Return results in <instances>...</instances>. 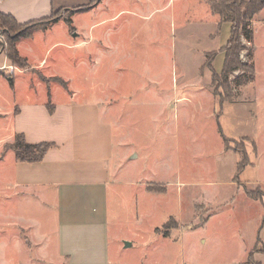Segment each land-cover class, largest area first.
<instances>
[{"label":"rangeland","instance_id":"374dc122","mask_svg":"<svg viewBox=\"0 0 264 264\" xmlns=\"http://www.w3.org/2000/svg\"><path fill=\"white\" fill-rule=\"evenodd\" d=\"M97 4L101 9L85 16L87 27L119 12L94 31L103 30L105 40L97 33L80 62L81 48L65 46L60 33H32L28 41L36 55L60 74L29 68L18 80L15 73L13 84L0 75V113H9L14 99L32 96L21 88L29 81L47 85L51 100L63 98L58 87L71 89L74 101L102 107L114 146L107 187L111 264H225L226 254L228 264H237L239 241L251 242L263 211L245 191L264 194V14L252 19L251 43L240 40L242 66L223 76L221 47L230 25L216 24L209 2L97 0L78 11L90 13ZM74 12L61 10L59 18L33 31L71 21ZM121 23L126 31L118 36L113 30ZM81 31L86 41L90 31ZM1 34L6 50L10 43ZM249 64L251 80L243 70ZM10 119L0 117V264H55L54 204L17 195L12 187L14 153L3 146ZM242 152L246 163L237 174ZM44 244L47 254L36 251Z\"/></svg>","mask_w":264,"mask_h":264},{"label":"crops","instance_id":"0c3cea01","mask_svg":"<svg viewBox=\"0 0 264 264\" xmlns=\"http://www.w3.org/2000/svg\"><path fill=\"white\" fill-rule=\"evenodd\" d=\"M92 1L0 0V11L11 15L18 24H24L44 19L61 10H72L77 6L87 5ZM201 1L209 2L210 0ZM100 9L101 7L97 4L91 8L90 13H80L76 10L75 15L71 18V27L74 31H71L66 22L60 19L46 29L34 30L29 36L19 38L15 47L19 55L26 59L27 68H15L8 60L5 48L1 47L0 56L3 58L0 68H6V70L0 75L6 76L13 84L15 73H18L16 75L18 80L19 74H27L29 68L42 69L49 75L60 74L46 68L47 61L36 55V49L28 41L34 36L32 33H41V36L60 33L68 40V42H64L65 46L71 47V49L81 48V55L77 59L83 62V47L96 39L98 32L94 33V31L103 26L109 16L115 20L119 14L116 12L114 15H108L106 19L91 21L87 27L84 24L85 16ZM105 10L107 11L106 8ZM106 11L104 14L107 15ZM259 14H264V11L261 10ZM213 18L215 21L217 20L216 24L220 22L218 15ZM213 18L211 20L215 23ZM124 26V23H121L113 31L121 36V33L126 31ZM86 28L90 33L89 35L88 33L84 34L85 41L80 35V31ZM72 33L75 34L74 37H71ZM110 35V45L112 46V36ZM98 36L105 40L103 30L101 34L98 33ZM108 51L109 55L116 53L113 46ZM28 63L31 65L30 67H28ZM68 77L65 76L67 80ZM27 84L21 88L26 89L28 91L26 93L33 97H27V100L23 102L14 99V106L9 113H0V117L11 118L12 122L11 133L9 138H5L3 146L11 143L17 133H21L29 143L46 141L53 143V146L45 152L39 161H18L13 154L11 170L14 193L21 194L25 198L31 194L36 196L41 203L48 204L51 200L54 204L56 210V226L53 231L56 241L54 253L58 260L55 264H111L109 260L107 187L112 179L110 166L114 151L112 126L101 116L102 107L97 101H74L71 97L73 93L71 89L67 91V89L58 87H56V93H59L63 98L51 100L50 88L47 85L37 88L31 81ZM37 93L40 94L39 98L34 97ZM48 102L53 106L52 112L47 109ZM7 150L12 151L11 149ZM3 171L1 169V174ZM250 199L261 204L263 211L260 213V222L251 242L246 245L239 238L241 240L239 241L240 257L235 262L237 264H252L251 261H253L264 264V194L258 199ZM39 236L43 238V241L46 239L40 233ZM200 241L204 243L205 239L201 237ZM38 248L41 250L40 253L47 254V245L37 246L36 251ZM37 260L44 262L43 258H37ZM228 260L226 254L225 264H228Z\"/></svg>","mask_w":264,"mask_h":264},{"label":"trees","instance_id":"16d2710c","mask_svg":"<svg viewBox=\"0 0 264 264\" xmlns=\"http://www.w3.org/2000/svg\"><path fill=\"white\" fill-rule=\"evenodd\" d=\"M95 2H97V0H93L87 5L77 6L72 10L65 11L71 12L73 10L88 9ZM209 2L212 11L218 15L220 21L228 22L230 25L228 40L226 44L221 47L223 55V67L220 75L224 76L227 75L229 71L242 66L238 59V53L242 49L240 47V40L243 39L247 43H251L253 35L251 22L254 15L259 13L264 8V0H210ZM58 13L51 14L49 17L40 19L38 21L24 23L20 30L14 31L13 29L18 23L11 15L4 14L0 11V30H3V33L6 35L8 42L10 43L9 47L7 46L5 52L8 60L13 65L20 67H25V65H27L26 59L19 55L15 47L16 41L19 38L29 36L34 28H39L42 25L47 24L49 21L59 18L60 15ZM65 22L71 29V21L65 20ZM243 70L249 72L247 80H251L254 76L252 65H244ZM47 109L49 112L53 111V106L49 102L47 103ZM223 140L226 142L227 139L223 137ZM51 146H53V143L46 141L29 143L24 139L21 133H17L15 134L14 140L11 143H7L5 148L11 149L14 153L15 159L18 161L34 162L41 160L45 152ZM245 154L246 153L242 152L241 160L237 163V174L241 171L246 163L243 161L246 157ZM245 193L248 197L253 199H258L261 197L257 196V194H254L253 191L246 190ZM251 263L259 264L253 261H251Z\"/></svg>","mask_w":264,"mask_h":264},{"label":"water","instance_id":"95a60500","mask_svg":"<svg viewBox=\"0 0 264 264\" xmlns=\"http://www.w3.org/2000/svg\"><path fill=\"white\" fill-rule=\"evenodd\" d=\"M124 244H125V246H129L130 245V243L127 242V241H125Z\"/></svg>","mask_w":264,"mask_h":264},{"label":"built area","instance_id":"2783aa9c","mask_svg":"<svg viewBox=\"0 0 264 264\" xmlns=\"http://www.w3.org/2000/svg\"><path fill=\"white\" fill-rule=\"evenodd\" d=\"M1 37H3V34L0 35V41H1Z\"/></svg>","mask_w":264,"mask_h":264}]
</instances>
